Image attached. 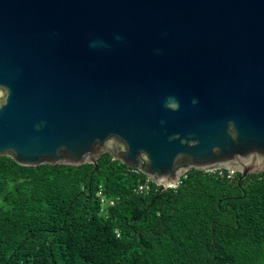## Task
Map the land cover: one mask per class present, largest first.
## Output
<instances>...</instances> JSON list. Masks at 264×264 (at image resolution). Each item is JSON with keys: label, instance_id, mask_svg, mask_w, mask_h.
<instances>
[{"label": "water", "instance_id": "water-1", "mask_svg": "<svg viewBox=\"0 0 264 264\" xmlns=\"http://www.w3.org/2000/svg\"><path fill=\"white\" fill-rule=\"evenodd\" d=\"M108 154L167 189L264 172V0H0V156Z\"/></svg>", "mask_w": 264, "mask_h": 264}, {"label": "trees", "instance_id": "trees-1", "mask_svg": "<svg viewBox=\"0 0 264 264\" xmlns=\"http://www.w3.org/2000/svg\"><path fill=\"white\" fill-rule=\"evenodd\" d=\"M97 164L0 156V264H264V172L238 184L192 169L138 192L140 172L108 154Z\"/></svg>", "mask_w": 264, "mask_h": 264}, {"label": "built area", "instance_id": "built-area-1", "mask_svg": "<svg viewBox=\"0 0 264 264\" xmlns=\"http://www.w3.org/2000/svg\"><path fill=\"white\" fill-rule=\"evenodd\" d=\"M137 171V170H135ZM211 172H217L218 175L222 176V177H226L227 179H233L235 172L232 170H223V169H219V170H215V171H211ZM180 182L176 183L175 185L169 187V188H176L178 187ZM151 184L155 185V190H158L159 187H161L163 189V187L159 184H154L152 182H150L148 179H146V182L144 184H140L137 186V191L138 192H149L152 189ZM168 189V188H167ZM97 197L100 200L101 206L103 207L104 205H112L113 201L108 200L105 195L101 192V190L97 193Z\"/></svg>", "mask_w": 264, "mask_h": 264}]
</instances>
